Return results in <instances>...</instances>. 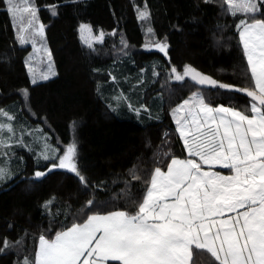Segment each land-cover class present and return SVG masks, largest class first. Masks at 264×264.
Returning a JSON list of instances; mask_svg holds the SVG:
<instances>
[{
    "label": "trees",
    "instance_id": "trees-1",
    "mask_svg": "<svg viewBox=\"0 0 264 264\" xmlns=\"http://www.w3.org/2000/svg\"><path fill=\"white\" fill-rule=\"evenodd\" d=\"M32 2L41 24L50 23L43 35L56 74L31 81L27 59L32 47L17 39L7 0H0V110L16 111L23 127L41 125L63 153L74 143L87 186L66 169L47 172L52 161L31 151L17 145L6 150L11 160L18 154L26 159L19 173L0 183V248L5 240L13 245L0 252V264L34 260L41 234L52 239L93 213L134 212L132 200L142 199L152 170L166 168L173 156L187 153L171 110L194 91L213 106L250 107L246 93L203 87L190 77L176 81L173 67L180 74L190 66L218 82L253 87L236 27L245 15H232L223 0ZM138 10H146L147 18L141 20ZM255 18L264 19V6ZM84 23L92 24L96 33L103 30L105 38L93 47L84 45L79 35ZM153 42L166 43V54L153 48ZM141 74L150 78L143 89L127 84ZM118 85L134 102L153 98L158 116L145 119L139 113L147 111L129 113L123 103L115 109ZM133 170L139 181L133 179ZM37 171L47 174L29 177ZM89 200L95 201L90 208ZM210 259L194 250L196 264H209Z\"/></svg>",
    "mask_w": 264,
    "mask_h": 264
},
{
    "label": "snow or ice",
    "instance_id": "snow-or-ice-1",
    "mask_svg": "<svg viewBox=\"0 0 264 264\" xmlns=\"http://www.w3.org/2000/svg\"><path fill=\"white\" fill-rule=\"evenodd\" d=\"M223 2L232 15H245L236 27L253 87L236 88L190 66H185L183 74L175 67L171 71L176 81L190 77L203 87L246 93L250 107H212L202 92L193 93L173 110L176 131L188 158L173 156L167 171L160 167L152 170L142 199L132 200L134 212H97L88 215L83 223H73L56 232L52 239L41 234L34 260L25 257L23 264H196L194 250L209 254V264H264V19L255 18L264 0ZM7 4L14 26L20 24L17 39L21 44L31 39L34 46L35 37H43L44 26L35 27L37 13L31 0H7ZM24 13L28 14L27 25L23 23ZM147 16L146 10H138L141 20ZM102 36H92L91 27L81 25V39L90 47ZM153 44L166 54V43ZM48 59L51 60L50 52ZM49 68V74L55 75L51 65ZM49 74L41 78L46 80ZM3 115L7 114L0 110ZM4 128L13 131L10 125L0 122V149L8 147V141L13 139L2 135ZM75 155L73 143L63 155L57 157L56 150L51 149L43 159L52 161L47 172L66 169L87 186L86 177L74 162ZM215 166L228 169L230 174L214 171ZM7 172L0 167V180L6 178ZM46 174L37 171L35 176ZM133 179H141L135 170ZM94 204L89 200L86 207ZM12 246L5 240L0 252Z\"/></svg>",
    "mask_w": 264,
    "mask_h": 264
},
{
    "label": "rangeland",
    "instance_id": "rangeland-1",
    "mask_svg": "<svg viewBox=\"0 0 264 264\" xmlns=\"http://www.w3.org/2000/svg\"><path fill=\"white\" fill-rule=\"evenodd\" d=\"M31 3L34 6L32 0H31ZM27 6H28L27 4L22 5V7H27ZM36 13H37V19L35 21V27L38 28L39 25H41V22H40L39 17H38L37 8H36ZM23 15L25 17L23 23L25 25H27L28 21H27L26 17L28 14L24 13ZM12 20H13V18H12ZM13 25H14V21H13ZM43 26L45 29L46 27L44 24H43ZM14 27L17 31V28L20 27L19 22H17L16 26H14ZM23 44H30L32 47L31 52H30L28 59H27L28 71H29V68H31V70H32L31 72L29 71V76H30V79L32 82L34 80H35V82L45 80V79H42L41 77L45 74L50 73L49 65H51V71L55 72L52 57H51L50 61L48 59V52H50V49H49V46L45 40L44 35H43V37H40V36L35 37V45L34 46H33L31 39H29L26 43H23ZM152 47L156 48L154 45ZM45 49H47V52L45 51ZM156 49H158V48H156ZM52 76H54V75L49 74V78ZM149 82H150V78L146 79V75L143 76V74H141V75H139L138 78L133 79L132 81H129L127 84H132L136 88L142 87V89H143L144 86L147 85ZM104 83H107V82H104ZM116 83H117V81H116ZM104 85L105 84H103V83H101V85H100V91L101 92L103 90L102 87ZM119 88H120V86H119ZM195 92H197V91H194L193 93H195ZM130 93L134 98H139V94L135 93V91H133L132 89H131ZM193 93H191L190 96H188L187 98L182 100L176 107H174L171 110L172 117H173V110L176 109L185 100H188L190 97H192ZM153 100H154L153 98L150 99V101L148 102L150 104L143 102V100H139L138 102H134L130 98V96H128V94L121 92V88H120V93L117 96V98L115 99L116 102L113 103V107L116 109V107L119 105V107L121 108V107H123V105H122V103H123L125 108L127 109V111L129 113H134L137 115L140 111H145V112L147 111L146 113H143V114L139 113V115L144 116L145 119L146 118H156L158 115L154 114V110H153L152 105H151ZM220 105H222V104H220ZM211 106L216 107L213 105H211ZM217 106H219V105H217ZM9 109L10 108L3 109V113H6L7 115L0 116V122H2L5 125H10L11 128L13 129V131H11V132L8 131L7 128H4L2 130V135L4 137L12 136L13 139L8 141V147H6L4 149H0V153H2V154H0V167H3V168L8 170L6 178L0 180V183L3 180H7L9 178L11 179L12 177H14L17 173H19V170L21 169L22 164L25 163L26 158H24V156L21 154H18V156H17V157H19V159H16L17 157L16 158L14 157L12 160H11V156L5 155L6 150L11 149L12 147H16L15 145H17L19 148H23L27 151L33 152L36 155V157H38V158H43L44 154H50L51 149L56 150V156L57 157L63 155L62 148L59 145H55V144L50 142L49 134H47L46 131H44L42 129L41 125H31V124L24 123V125H26V126L23 127L17 121L18 117L16 116V111H12ZM137 109H139V112L136 111ZM176 127H177V125H176ZM17 141H20L21 143H17ZM177 158H180V159L188 158V154L186 153L185 156H180ZM196 159L198 160V158H196ZM74 162L76 163L75 158H74ZM12 163H13V165H12V167H10V165ZM56 163H59L58 159L56 160ZM76 165H77V163H76ZM204 168H205V170H207L206 165L204 166ZM161 169L163 171H167V166H166V168H161ZM213 170L215 171L216 167H214Z\"/></svg>",
    "mask_w": 264,
    "mask_h": 264
},
{
    "label": "water",
    "instance_id": "water-1",
    "mask_svg": "<svg viewBox=\"0 0 264 264\" xmlns=\"http://www.w3.org/2000/svg\"><path fill=\"white\" fill-rule=\"evenodd\" d=\"M49 24H50V23H46V24H44V25H45V27H47ZM81 25H89V26L91 27V29H92V36L99 37V36H101V34H103L102 39H101L100 41H102V40L105 38V33L103 32V30H100L98 33H96L95 30L93 29L92 24L84 23V24H81ZM81 25H80V27H79V35H80V39H81ZM45 30H46V28L44 29V32H45ZM81 41H82V43H83L84 45H86V46L89 47V44H88V43H85L82 39H81ZM96 42H97V41L93 40V41H92V46H91V47H93L94 44H95ZM195 70H196V69H195ZM196 71L199 72V73H202L200 70H196ZM202 74L211 77L210 75H207V74H204V73H202ZM211 78H212V77H211ZM212 79H213V78H212ZM34 176H35V175H31V176H29V177L32 178V177H34Z\"/></svg>",
    "mask_w": 264,
    "mask_h": 264
},
{
    "label": "crops",
    "instance_id": "crops-1",
    "mask_svg": "<svg viewBox=\"0 0 264 264\" xmlns=\"http://www.w3.org/2000/svg\"><path fill=\"white\" fill-rule=\"evenodd\" d=\"M215 167H216L215 171H219V172H221L224 175H229L230 174V171L228 169H223V168H220L219 166H215ZM107 264H118V262L109 261V262H107Z\"/></svg>",
    "mask_w": 264,
    "mask_h": 264
}]
</instances>
